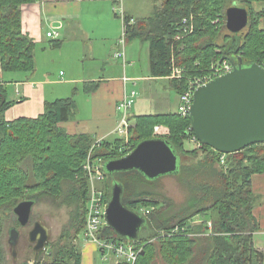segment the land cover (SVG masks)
I'll return each instance as SVG.
<instances>
[{
  "label": "trees",
  "instance_id": "16d2710c",
  "mask_svg": "<svg viewBox=\"0 0 264 264\" xmlns=\"http://www.w3.org/2000/svg\"><path fill=\"white\" fill-rule=\"evenodd\" d=\"M34 1L0 0V62L4 72L36 69V43L22 30V6ZM155 1L154 12L129 26L127 37L129 41L138 38L149 42L154 77L169 76L175 58L176 65L184 69L183 77L169 81L179 95L191 79L210 71L216 54L220 55L218 60L264 66V28L260 26L264 10L253 6L254 1L264 0ZM236 2L246 6L250 14L248 27L238 34L231 33L225 23V11ZM191 16L193 32L176 40L181 20ZM95 84H86L84 90L91 92ZM12 104L4 82H0V264H11L4 235L7 221L14 220L15 206L25 199L53 198L71 207L70 219L58 239L50 243L51 255L45 264H81L82 250L75 240L85 227L90 189L84 162L91 149L92 157L104 162L126 155V140L118 137L97 144L87 132L68 133L60 123L70 120L76 111L74 95L47 102L38 117L10 121L5 112ZM130 119H135L130 127V151L146 139L168 140L180 158L173 176L187 191L183 204L177 206L165 194L145 189V184L155 187L160 177L148 179L137 169L112 174L105 170L102 186L109 197L113 183L120 181L128 207L151 210L139 239L133 241L141 248L135 264H154L157 256L168 264H263L264 251L254 243L260 222L254 213L258 195L252 188V175L264 173V143L227 154L226 168L220 163V152L209 145L187 149L185 142L194 134L190 117L167 112ZM157 125L166 129L163 135L154 134ZM69 182L72 187L63 198ZM198 215L212 220V234L198 235L206 231L204 224H191ZM176 227L180 230L173 233ZM101 236L121 238L110 226ZM42 256L43 251L35 255V264H41Z\"/></svg>",
  "mask_w": 264,
  "mask_h": 264
},
{
  "label": "crops",
  "instance_id": "0c3cea01",
  "mask_svg": "<svg viewBox=\"0 0 264 264\" xmlns=\"http://www.w3.org/2000/svg\"><path fill=\"white\" fill-rule=\"evenodd\" d=\"M133 2L134 0H36L25 3L22 6V30L36 43V69L34 72L13 71L7 76L12 80L9 81L5 79L6 72L2 70L0 62V82H4L7 90L9 85H15L20 95L17 99L9 98L13 104L5 112V118L11 121L20 117H38L45 111L47 102L74 95L78 102L77 109L70 120L60 123L68 133L87 132L96 139L111 141L116 139L112 138L115 134L120 137L115 131L118 124L117 104L129 93L126 89L128 83L162 79L168 81L171 87L169 77L151 75L150 44V75L138 74L133 64L128 69L124 60L120 63L122 58L114 56L118 49L122 22L117 13L113 12V7L122 3L126 13L135 19L151 15L143 13L146 15L138 16L136 7L131 4ZM155 6L154 0L153 12ZM253 6L257 11H262L264 1H254ZM89 19L99 21L96 30L88 27L86 21ZM102 22L112 24L113 30L108 32V26ZM260 26L264 28V16L260 20ZM52 28L60 31L59 38L47 36ZM105 47L110 49L105 52ZM130 56L132 58V54ZM87 59L91 60L88 64L84 63ZM133 59L131 62H135ZM130 71L133 74L131 80L125 82L124 77H128ZM54 76L57 78H53ZM93 82L97 83L93 90L84 91L85 85ZM75 90H78L76 94ZM80 98L82 104L81 100L78 101ZM131 116H134L132 112ZM134 120L132 119L133 123ZM252 188L258 195L254 213L260 222V229L254 233V243L264 251V173L252 175ZM95 245L93 241H85L80 245L81 264H99L95 260Z\"/></svg>",
  "mask_w": 264,
  "mask_h": 264
},
{
  "label": "water",
  "instance_id": "95a60500",
  "mask_svg": "<svg viewBox=\"0 0 264 264\" xmlns=\"http://www.w3.org/2000/svg\"><path fill=\"white\" fill-rule=\"evenodd\" d=\"M226 12V27L234 34L249 25V9L231 5ZM229 57V56H228ZM234 64V63H233ZM191 128L198 140L223 153L238 152L252 144L264 143V66L244 65L240 60L231 71L199 86L190 110ZM179 155L164 138L146 139L128 154L105 162L106 172L137 169L148 179H156L178 172ZM124 185L115 181L106 209L108 226L122 238L137 241L147 225V217L128 207L124 201ZM35 199H25L14 208L18 224L31 221ZM19 229L10 228L9 244L13 261H19ZM51 227L42 220L30 230L35 251H41L51 238ZM20 264H32L24 260Z\"/></svg>",
  "mask_w": 264,
  "mask_h": 264
},
{
  "label": "rangeland",
  "instance_id": "374dc122",
  "mask_svg": "<svg viewBox=\"0 0 264 264\" xmlns=\"http://www.w3.org/2000/svg\"><path fill=\"white\" fill-rule=\"evenodd\" d=\"M128 3H130V1H128ZM238 3L240 2H236L235 5H240ZM131 4H133V6L136 7V10L138 11V14H137L138 16L140 15L143 16L146 14L150 15L153 13L154 0H134V2ZM158 4L160 3L158 2ZM143 13H146V14H143ZM113 16H115L114 13H113ZM118 19L121 20L122 22L121 30L118 36V40H120L124 31H123L122 18L118 17ZM86 23L90 29L96 30V27L99 21L94 20V19H89L86 21ZM102 23L108 26L107 27L108 32L113 30V27L111 26L112 24H108L105 22H102ZM130 42L128 41L126 45V59H127L126 64L128 66L127 68L128 69L132 68L131 65L133 64V67L135 66L136 72L138 74L150 75L148 41L147 42L142 41L137 38V39H134V41H130ZM109 49L110 47H105V52H107ZM127 50H128V54H127ZM130 54H132V58ZM215 57L216 59L214 60V62H219L220 60H218V58L220 57V55L216 54ZM108 58L110 59V57ZM131 59L135 60V62H131ZM90 61H91L90 59H87L84 61V63L88 64L90 63ZM110 61H113V60L111 59ZM80 62L83 63V60H81ZM120 63H123V58L122 60H120ZM12 72L13 71L6 72V75H5L6 80H9L7 76L11 75ZM210 72L211 70L208 73ZM131 75L133 74L130 71L128 77L130 78ZM167 77H169L168 78L169 80H172L170 76H167ZM53 78H57V76H54ZM9 81H12V80H9ZM17 89L18 88L15 85L8 86L9 98L17 99L18 97H20V95H18ZM126 89H127V92H130L133 89L138 92L136 103L130 110V112H132L134 115H140V114H146V113L157 114V113H167V112H178V106L180 104V95L172 87V85L170 87L168 81H165L162 79L139 80V81L137 80L136 82L128 83ZM80 100L81 98L78 99V101ZM82 103L83 102L81 100V104ZM165 132H166V129L163 128L162 131L159 132V134H155V133L154 134L156 136H159V135H163ZM117 137L118 136L116 134L112 136V138H117ZM194 145L195 144L192 141H190L189 138L185 142V146L187 147V149L195 147ZM157 183L158 184L153 188L149 184H145L144 187L145 189H150V190L154 189L155 191H158L159 193L161 192L165 194L177 206H181L183 204V201L187 197V191H185V189L183 188V185L180 183L179 179L176 176H173L170 174L161 176ZM70 187H72V183L69 182V184L68 185L66 184L65 186V194L63 195V198L66 196V194H68ZM70 210H71V207L66 206L63 202H61V199L53 198V199H43L41 201H38L35 204V206L33 207L31 222L27 226H19L18 224H16L15 220L17 221V218H16V215L14 214L13 216L14 220L7 221L6 233L4 235V244L6 247V251L8 253V258L11 260V264H12V257L9 253V245L7 241L9 237L10 228H12L13 226H16L19 229V232L21 234L20 244H19V251H20L19 252V262L23 260H30L32 262L33 259L35 258V252L32 249V245L28 239V233L30 229L33 227L34 222L38 220H42L52 228V237H51V243H52L58 239L63 227L69 222ZM201 217L203 221L206 220L205 218H203L202 215ZM204 225L206 226V231H208V228H209L208 234H212L213 228L211 231L209 224L208 225L204 224ZM204 232H201L198 235H205ZM75 242L77 243V245H81V246L83 245L85 240L83 239L82 232L78 234V237L76 238ZM95 244H96L95 250H94V254L96 257L95 260L99 264H115L116 263L117 258L114 253L109 252L110 254H109L108 260H104L102 251L100 250V246L97 243ZM198 256H201V255L198 254ZM154 264H168V263H166L161 256H157Z\"/></svg>",
  "mask_w": 264,
  "mask_h": 264
},
{
  "label": "built area",
  "instance_id": "2783aa9c",
  "mask_svg": "<svg viewBox=\"0 0 264 264\" xmlns=\"http://www.w3.org/2000/svg\"><path fill=\"white\" fill-rule=\"evenodd\" d=\"M113 9L117 13V15L122 18L124 31L121 39L118 40V49L114 52V56L116 58H123L124 64L126 65V45L129 41L127 37V30L129 26L137 22V19L129 16L126 13L122 3H120L119 5H115ZM193 30V16H191L190 18L184 17L180 23L179 34L175 37V39L180 40L184 38V36L192 33ZM47 36L52 39H57L60 37V31L56 28H52L47 32ZM233 67L234 64L231 60L222 58L219 62L213 63L210 69V73L191 79L189 81V87L186 89V91L183 92L182 95H180L178 112L186 118L189 117L196 89L199 86L206 84L210 80H213V78L231 71ZM171 69L172 73L169 75L171 78L179 79L183 77L184 69L176 65L174 57L172 58ZM124 80L125 82L130 81L131 78L125 76ZM137 95L138 92L133 89L129 93L125 94V96L117 104L118 124L115 131L117 132V134H119L120 137L126 140L123 149H128V153L132 151H130L131 146L129 144L130 127L133 125V122L130 119V110L136 102ZM162 129L163 126L157 125L155 126L154 133L159 134ZM190 129L192 130L191 127ZM189 140L195 144V147H201L203 145L198 140L195 134L191 135V137H189ZM101 141L102 139H97L96 142L97 144H99L101 143ZM92 150L93 149L90 150L84 162V170L86 171L88 180L90 182V189L87 203L86 223L84 230L82 231L83 239L85 241H93L97 243L100 246V250L102 251L104 260H108L110 254L109 252H112L116 255L117 264L124 261L128 262L129 264H135L141 252V248H139L136 243L128 239L101 236V234L108 226L106 221V209L110 197L102 186V183L106 179V172L104 168L105 162L101 158H93ZM220 163L227 168V153L220 152ZM136 211L147 216L151 210L149 208L141 207ZM191 224H209L211 231L213 228L212 221L207 219L203 221L201 215L196 216L191 221ZM178 230H180V228L176 227L172 232L174 233ZM208 231H205L204 234L207 235L209 233ZM45 249V256L41 259V264H45V261L51 255V249L49 247H46ZM35 262L36 261L33 260L32 264H35Z\"/></svg>",
  "mask_w": 264,
  "mask_h": 264
},
{
  "label": "flooded vegetation",
  "instance_id": "af4514ba",
  "mask_svg": "<svg viewBox=\"0 0 264 264\" xmlns=\"http://www.w3.org/2000/svg\"><path fill=\"white\" fill-rule=\"evenodd\" d=\"M37 202H38V201H37ZM30 222H31V221H30ZM29 224H30V223H28L27 225H29ZM27 225H26V226H27ZM19 226H20V225H19ZM34 226H35V222H34V224H33V227H34ZM33 227H32V228H33ZM32 228H31V229H32ZM31 229H30V230H31ZM51 232H52V228H51ZM29 233H30V231H29ZM29 233H28V239H29V241H30V243H31V245H32V249L34 250L35 255H36V254H38L40 251H39L38 253L35 251V249H34V247H35V243L32 242V241L30 240ZM9 234H10V229H9ZM51 237H52V235H51ZM20 238H21V234L19 235V242H18V245H17L18 250H19ZM7 241H8V245H9V253H10V255H11L10 244H9V237H8V240H7ZM50 243H51V238H50L49 242L46 244V246L41 250V251H43V256H42V258L45 256V252H46V249H45V248H46V247H49V248L51 247V246H50ZM19 252H20V251H19ZM11 257H12V255H11ZM23 261H24V260H23ZM21 262H22V261H20V262L18 261L17 263H15V262L13 261V257H12V264H20Z\"/></svg>",
  "mask_w": 264,
  "mask_h": 264
}]
</instances>
